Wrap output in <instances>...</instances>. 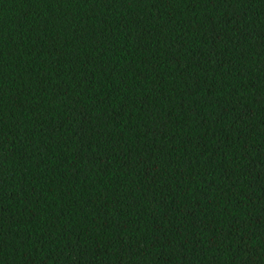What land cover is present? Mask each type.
I'll list each match as a JSON object with an SVG mask.
<instances>
[{
  "label": "trees",
  "instance_id": "trees-1",
  "mask_svg": "<svg viewBox=\"0 0 264 264\" xmlns=\"http://www.w3.org/2000/svg\"><path fill=\"white\" fill-rule=\"evenodd\" d=\"M0 264H264V0H0Z\"/></svg>",
  "mask_w": 264,
  "mask_h": 264
}]
</instances>
